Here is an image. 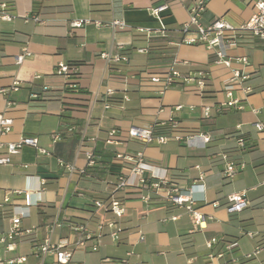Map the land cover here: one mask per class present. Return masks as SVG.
<instances>
[{"label": "crops", "instance_id": "obj_1", "mask_svg": "<svg viewBox=\"0 0 264 264\" xmlns=\"http://www.w3.org/2000/svg\"><path fill=\"white\" fill-rule=\"evenodd\" d=\"M190 1L171 0L160 20L149 12L154 0L12 1L16 18L0 22V90L6 91L0 92V114L13 122L0 140L7 143L22 135L34 136L49 153L26 145L11 155L9 163L0 164V197L5 190L27 189L31 201L30 214L21 222L22 229L31 232L18 236L13 250L0 243V264H18L8 260L19 256L26 258L20 264H45L47 258L56 264L52 253L44 258L35 254L48 236L52 243L63 242L72 250L70 264H104V259H110L109 264H121L122 259L130 264H264V245L246 257L264 241V128L255 127L256 122L264 125V41L243 36L228 50L229 66L216 62L213 51L203 45L171 44L188 20ZM253 3L208 0L201 22L223 17L234 26L241 25L253 13ZM34 12L40 21H23ZM112 18L128 26L114 31L108 25ZM72 20L85 22L70 28ZM139 26L149 28V33L136 30ZM23 47L31 56L18 64L15 57ZM104 52L124 54L127 61L108 62ZM239 57H246L248 64ZM59 61L72 67L71 80L55 73ZM170 69L182 75L205 70L206 87L200 92L194 81L181 78L160 94V83L151 82L150 75ZM233 70L246 74L244 83L252 91H234L240 107L219 112V102L226 99L222 88ZM107 89L113 90L109 98ZM10 100L16 104H8ZM170 119L177 122L176 127ZM144 125L169 138L143 143L128 137L130 126ZM112 129L115 137L107 142ZM56 132L61 139L54 141L51 134ZM192 134H206L209 140L190 147L184 137ZM240 136L245 147L237 144ZM96 147L112 152L105 167L100 166V154L87 166V151L94 153ZM5 152L2 147L0 154ZM139 152L157 167L158 174L165 170L167 176L166 183L152 189L148 201L141 198L146 187L115 193L113 189L125 169L113 160L114 154ZM223 155L239 167L232 179L223 175ZM59 160L73 163L75 171L68 174ZM193 182L204 185L205 201L194 204L201 215L197 222L166 197L170 188H185ZM236 191H245L248 205L229 213L226 197ZM111 195L125 203L126 212L118 220L93 204L95 199L109 202ZM23 199V193H13L11 202L0 207V234L10 225L11 205L22 204ZM214 201L217 206L212 205ZM108 220L118 221L119 240H112L105 228L100 237L93 235L84 245H76L80 235L73 225H85L93 233L98 223ZM213 237L216 242L208 247ZM232 241L236 245L226 248Z\"/></svg>", "mask_w": 264, "mask_h": 264}, {"label": "built area", "instance_id": "obj_2", "mask_svg": "<svg viewBox=\"0 0 264 264\" xmlns=\"http://www.w3.org/2000/svg\"><path fill=\"white\" fill-rule=\"evenodd\" d=\"M171 0H154L152 5L149 7L150 14L160 20L161 13L167 9L168 4ZM208 0H191L187 5L188 10V20L181 24L179 28V38L171 41V44H185V45H203L207 49L213 51L216 56L215 61L222 63L226 66L230 65L231 57L229 56L228 50L230 46L236 44L243 36L248 35L250 37L264 41V0H254L253 7L254 11L251 16L241 25L234 26L228 22L223 17H217L211 20L208 24H203L201 22L202 14L206 8ZM16 16L12 14V4L6 0H0V22L1 21H11L15 19ZM24 22L40 21L38 15H30L22 17ZM85 21L83 20H72L69 22L70 28L80 27ZM100 24V21H95ZM108 25L115 31L116 29H122L127 27L128 24L118 18H112L108 21ZM138 31H144L149 33L150 29L147 27H136ZM139 52H146L145 48H139ZM31 56V51L27 47H23L20 54L16 55L15 62L21 63L25 58ZM102 56L108 62H121L127 61V56L121 53L104 52ZM242 63L248 64L246 57L238 58ZM55 73L65 78V80H71L74 77L72 74V67L63 61H59L55 65ZM207 72L202 69H197L195 71H190L186 75L180 74L179 71L175 69H170L166 72L160 74L150 75L151 82L160 83L159 93L162 94L167 88L176 84L178 79H183L184 81H194L198 87V90H202L207 84ZM40 75H35L38 78ZM246 74L239 72L238 70H233L231 76L226 79L222 92L225 95V100L220 101L218 104V111L222 112L226 108L230 107H240L239 100L234 97L233 92L236 90H241L244 93L252 91V88L244 83L246 79ZM74 86V85H72ZM18 88L17 82L12 83V89L16 90ZM46 88V87H44ZM0 92L5 93L4 89ZM113 94L112 89H107L105 92L106 98L111 97ZM8 104L15 105V101H8ZM105 107H108V101H105ZM180 108V106H176ZM204 114H209V107H204ZM13 119L8 116L0 114V135L7 133L11 130ZM172 127H176L177 122L174 119H170ZM255 127L258 130H262L264 125L262 123L256 122ZM116 134V130L112 129L107 133V142H112ZM127 135L129 138L136 139L143 143H149L152 141H157L158 143L166 141L169 137L166 135H156L154 134L152 127L150 125L144 126H130L127 130ZM51 138L54 141L61 139V134L56 132L51 134ZM178 138V137H175ZM209 140V136L206 134H192L184 137V142L186 145L199 146L204 145ZM237 144L242 147L243 140L237 138ZM32 146L37 151L43 154H48L49 152L38 145V140L34 136L22 135L16 141H10L3 143L0 140V149L5 148L6 152L0 154V164L9 163L11 160V155H14L20 151L23 146ZM224 159V169L223 175L227 179H232L238 171V166L234 160L227 159L223 155ZM115 162L120 163L125 167L117 177L114 184V193L125 189H140L146 187V191L141 195L144 201L150 199V192L152 189L157 187L160 183L167 182L166 172L158 174L155 169L157 167L149 162H147L141 152L131 155L128 153H115L113 156ZM61 164H64L68 174H72L75 171V165L73 163H63L59 160ZM95 163V154L92 150L87 151V166H92ZM78 172L84 173L85 169H80ZM148 173V174H147ZM202 176H200L201 178ZM41 180L40 183H43ZM24 194V199L22 204H12L10 210V225L6 231L0 234V243H2L7 250H13L15 247V239L22 235L23 233L31 232L30 229H22L21 222L22 219L28 217L30 214L31 201L29 198L28 190L14 189L5 190L0 197V207L11 202V194ZM167 199L176 205L183 206L187 211H189L195 222L199 221L201 215H198L194 210V204L196 202L205 201L204 197V185L201 182H193L185 188H170L166 193ZM227 203L225 209L229 213L238 212L244 209L248 205V200L245 191L231 192L227 195ZM94 206L97 209H106L111 212L115 218L120 219L126 212L125 203L123 199L110 196L109 202L103 201L101 199H95L93 201ZM213 206H217L218 202L214 201ZM264 212V208H263ZM108 220L105 222H100L96 225L95 231L90 232L85 225L76 224L72 226V230L77 232L80 236L76 241V245H84L85 240L90 239L93 235L100 237L105 228L108 231L109 236L112 240H119L120 236V225L118 221ZM49 232H52L50 227ZM216 242V238H211L207 241V246L211 247L213 243ZM236 245L235 241L229 242L226 248H232ZM96 249V245L92 246ZM257 247L252 253L246 254V257H251L259 251ZM47 253H52L54 255L56 264H70L72 258V250L65 247V243H52L50 236L43 239L42 243L39 245L36 255L38 257L44 258ZM130 252L127 253L129 255ZM26 260L24 256L13 257L8 261L9 263H23ZM111 263L110 259H104V264ZM121 264H130L127 259H122ZM84 264V263H79ZM225 264V263H221Z\"/></svg>", "mask_w": 264, "mask_h": 264}, {"label": "trees", "instance_id": "obj_3", "mask_svg": "<svg viewBox=\"0 0 264 264\" xmlns=\"http://www.w3.org/2000/svg\"><path fill=\"white\" fill-rule=\"evenodd\" d=\"M6 1H8V2H10L11 4H12V1L13 0H6ZM38 15V13H36V12H34L33 13V15ZM38 17L40 18V16L38 15ZM40 20H41V18H40ZM238 138H241L242 140H243V146L242 147H245V140H244V138L243 137H238ZM94 154L95 155H97V154H100L99 156H100V159H99V162H100V164H102V165H100V166H106V164H107V162L109 161V157L112 155V152L110 151V150H108V149H106V148H98V147H96V149L94 150ZM103 167V168H104ZM94 170H92V171H95V168L96 167H92ZM101 169V171L100 172H105V169H102V167H100ZM264 245V241H263V243L262 244H260V246H258L259 248L261 247V246H263Z\"/></svg>", "mask_w": 264, "mask_h": 264}, {"label": "rangeland", "instance_id": "obj_4", "mask_svg": "<svg viewBox=\"0 0 264 264\" xmlns=\"http://www.w3.org/2000/svg\"><path fill=\"white\" fill-rule=\"evenodd\" d=\"M27 264H33L32 262H28ZM36 264H41V261H39V263L37 262ZM45 264H51V259L47 258L45 260Z\"/></svg>", "mask_w": 264, "mask_h": 264}]
</instances>
